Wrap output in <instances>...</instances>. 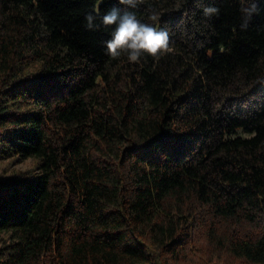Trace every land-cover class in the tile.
I'll list each match as a JSON object with an SVG mask.
<instances>
[{
  "label": "trees",
  "instance_id": "obj_1",
  "mask_svg": "<svg viewBox=\"0 0 264 264\" xmlns=\"http://www.w3.org/2000/svg\"><path fill=\"white\" fill-rule=\"evenodd\" d=\"M253 2L242 30L241 0H0V162L34 164L0 176V264H264ZM114 7L171 51L108 56Z\"/></svg>",
  "mask_w": 264,
  "mask_h": 264
},
{
  "label": "clouds",
  "instance_id": "obj_2",
  "mask_svg": "<svg viewBox=\"0 0 264 264\" xmlns=\"http://www.w3.org/2000/svg\"><path fill=\"white\" fill-rule=\"evenodd\" d=\"M118 2L135 9L144 0H118ZM241 3L240 11L243 16L241 29L245 30L252 16L259 10L253 0H248L246 5L245 0H241ZM219 12V8L212 6L203 9V13L207 17L218 16ZM94 13H89L85 17L87 29L97 30L101 25L114 26L110 39L104 42L106 54L112 59L124 56L130 63H139L145 55L159 59L171 51L168 30L142 22L133 11L122 12L119 8L114 7L100 17L99 24L97 23L98 10L94 9ZM152 19H155V16Z\"/></svg>",
  "mask_w": 264,
  "mask_h": 264
},
{
  "label": "rangeland",
  "instance_id": "obj_3",
  "mask_svg": "<svg viewBox=\"0 0 264 264\" xmlns=\"http://www.w3.org/2000/svg\"><path fill=\"white\" fill-rule=\"evenodd\" d=\"M34 166L33 161L29 160L19 165H11L10 162H0V176L10 175L16 170L28 171Z\"/></svg>",
  "mask_w": 264,
  "mask_h": 264
}]
</instances>
